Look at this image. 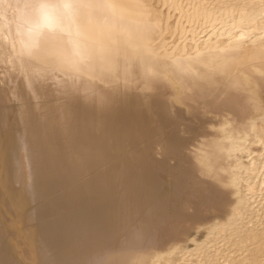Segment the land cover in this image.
I'll use <instances>...</instances> for the list:
<instances>
[{
    "label": "bare ground",
    "instance_id": "bare-ground-1",
    "mask_svg": "<svg viewBox=\"0 0 264 264\" xmlns=\"http://www.w3.org/2000/svg\"><path fill=\"white\" fill-rule=\"evenodd\" d=\"M0 264H264V0H0Z\"/></svg>",
    "mask_w": 264,
    "mask_h": 264
},
{
    "label": "rangeland",
    "instance_id": "rangeland-1",
    "mask_svg": "<svg viewBox=\"0 0 264 264\" xmlns=\"http://www.w3.org/2000/svg\"><path fill=\"white\" fill-rule=\"evenodd\" d=\"M192 231H193V233H192ZM206 232H204V231H197L196 230V228H193V229H191V233H190V238L192 239V240H197L198 239V241H202V240H204V238H205V236H206V234H205ZM189 238V244L191 243V239ZM202 239V240H201Z\"/></svg>",
    "mask_w": 264,
    "mask_h": 264
},
{
    "label": "snow or ice",
    "instance_id": "snow-or-ice-1",
    "mask_svg": "<svg viewBox=\"0 0 264 264\" xmlns=\"http://www.w3.org/2000/svg\"><path fill=\"white\" fill-rule=\"evenodd\" d=\"M40 7H41V8H43V7H44V5H40Z\"/></svg>",
    "mask_w": 264,
    "mask_h": 264
}]
</instances>
